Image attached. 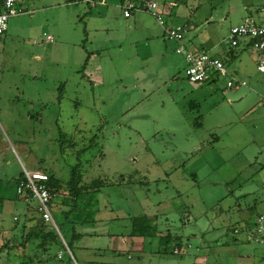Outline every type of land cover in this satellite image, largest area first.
Returning <instances> with one entry per match:
<instances>
[{
    "label": "rangeland",
    "instance_id": "rangeland-1",
    "mask_svg": "<svg viewBox=\"0 0 264 264\" xmlns=\"http://www.w3.org/2000/svg\"><path fill=\"white\" fill-rule=\"evenodd\" d=\"M124 1L16 2L0 45V264L52 263L26 237L35 225L58 230L17 186L25 170L67 185L74 167L82 183L107 181L68 219V185L54 200L66 238L81 234L79 264H264V243L240 221L264 208V73L258 53L228 39L247 0H162L163 24L140 8L124 16ZM184 22L182 41L167 34ZM196 36L237 51L223 57L228 74L189 80L177 47ZM134 216L159 230L123 251Z\"/></svg>",
    "mask_w": 264,
    "mask_h": 264
},
{
    "label": "built area",
    "instance_id": "built-area-1",
    "mask_svg": "<svg viewBox=\"0 0 264 264\" xmlns=\"http://www.w3.org/2000/svg\"><path fill=\"white\" fill-rule=\"evenodd\" d=\"M161 1L162 0H144L142 4L138 5L134 1L129 0L123 6L124 14L125 16H130L133 10L140 8L149 12L157 19V21H159V23L163 24L165 17L164 12L167 7L163 5ZM16 2L17 0H4L3 7L0 9V42L8 29L9 18L20 12ZM93 2L94 1H91L90 3ZM261 12L263 14L262 21L248 19L244 22L233 25L230 29L228 39L232 46H238L242 39H249L251 46L260 52L258 68L264 73V1ZM187 30V24H177L168 28L167 34L171 38L182 41ZM48 39L52 40V35H48ZM177 52L185 53L188 63L186 73L189 80L193 82H203L215 75L228 74L224 61L206 51L201 49H187L184 46H180L177 48ZM234 84V80L228 81V86H233ZM236 86L238 85L236 84ZM24 173L25 180L17 186L18 196L21 198L23 197L24 199L26 198V200L28 199V195L35 196L38 199L40 213L43 220L55 226L60 233L59 227L55 221L54 213L50 207L52 194L49 188L45 185V181L49 179L48 174L44 171L27 170H25ZM60 235L63 239L61 233ZM251 235L256 242L264 243V211L256 216L254 229L252 230ZM68 252L72 255L70 249H68ZM61 254L62 251H60L59 256H61ZM75 263L78 264L76 261Z\"/></svg>",
    "mask_w": 264,
    "mask_h": 264
},
{
    "label": "trees",
    "instance_id": "trees-1",
    "mask_svg": "<svg viewBox=\"0 0 264 264\" xmlns=\"http://www.w3.org/2000/svg\"><path fill=\"white\" fill-rule=\"evenodd\" d=\"M4 2V0H1ZM134 1V0H130ZM144 1V0H143ZM142 1V2H143ZM135 2V1H134ZM142 2L140 4H142ZM138 4L137 2H135ZM125 5V4H124ZM123 5V6H124ZM139 5V4H138ZM135 10L132 11V13ZM48 174L49 179L45 181V185L49 188L51 194H52V200L50 203V207L52 211L54 210V205L55 202L54 200L56 199V196L58 195L59 191L68 185V190H69V198L65 199V205H70L71 207L68 210H61L59 212L60 216L65 217V219L69 218V214L73 211L78 210L77 208L79 207V202L82 200L88 198L90 201L94 199V194L102 191V188L107 184V181L105 178L102 177H93L90 179L89 182H84L82 183V176H81V171L77 170V167H74L71 172H72V178L70 181H68L67 185L65 183L61 182L58 177H56V174L53 173L50 170L44 171ZM25 180V173L22 174V177L20 179V183ZM261 213V212H260ZM258 213V214H260ZM132 224H131V231L130 235L131 236H142V237H152L156 236L158 232V226L157 224H151L150 220L143 219L142 217L134 216L131 218ZM40 220L42 221L41 224L45 225L44 220L42 219V216L40 217ZM255 225V224H254ZM36 227L33 229V231H30V233L27 235L26 240H31L37 242V247L38 251H40V255L42 253L48 254V262H52L51 264H55L54 260H58V251H55V253H50V250L52 247L58 248V250H63V243L60 234L54 229H43V227ZM41 226V225H40ZM59 230L62 233V236L64 237L65 241L67 242V245L69 249L71 250V254H64L65 256L62 259H59L63 261L61 264H74V262L77 261V258L74 255L73 248L71 246V242L74 239H78L77 236H80L81 234H76L75 232L72 233L70 241L66 238L64 232L62 231L60 225L58 224ZM1 232V231H0ZM2 234V233H1ZM167 237V235H166ZM2 248L0 249V254L2 252ZM30 256V260L33 259L34 256ZM45 259H42L44 261ZM75 260V261H74ZM21 264H30L27 261H23ZM79 264V263H78ZM93 264V263H92ZM94 264H99L95 262Z\"/></svg>",
    "mask_w": 264,
    "mask_h": 264
},
{
    "label": "crops",
    "instance_id": "crops-1",
    "mask_svg": "<svg viewBox=\"0 0 264 264\" xmlns=\"http://www.w3.org/2000/svg\"><path fill=\"white\" fill-rule=\"evenodd\" d=\"M97 2L99 1V2H101V4H104V3H106L107 2V0H96ZM127 1H129V0H125L124 1V4L127 2ZM254 2V0H247V7L249 8V12H250V15L245 19V21L246 20H248V19H253V20H256V21H262L263 20V14H262V12H261V8H262V6H263V0L260 2V4L258 5V7L255 9V10H253V9H251V4H254L253 3ZM123 4V5H124ZM163 5H165L166 7H167V5H166V3H163ZM124 9V8H123ZM171 9V8H170ZM124 11V10H123ZM167 11H169V9L167 10ZM254 12L255 13H258V15L256 16V14H254ZM132 14L133 13H131V15L130 16H126V17H131L132 16ZM171 14V13H170ZM172 14H173V12H172ZM174 14L175 15H177L176 14V12H174ZM124 16H125V14H124ZM178 24H187L188 25V30L189 29H191L193 26L191 25V24H189L188 22H184V23H178ZM47 38H48V35H47ZM2 41H3V39L1 40V42H0V45H1V43H2ZM213 40H207V41H205V43L203 42V41H201L197 36L196 37H194V39L193 40H189L188 42H186L184 45V47H186L187 49H201V50H203V51H206V52H208V53H210V54H212V55H215V56H217V57H219V58H221L224 62H225V58H223V57H225V56H227L228 58L229 57H235V56H237V51H235V50H231V49H227V47L225 46V45H222L221 44V46H220V44L219 43H215V42H212ZM250 40L249 39H242L241 40V42H240V44L239 45H241V47H243L244 49H253L254 51H255V53H258L259 55H260V52L259 51H257L255 48H253L252 46H251V44H250V42H249ZM204 45H205V47H208V45H209V49H211V50H215V52H211V51H208V50H206L207 48H203L204 47ZM178 48V47H177ZM181 53V52H180ZM185 59H186V57H185ZM258 67V66H257ZM258 70H259V68H258ZM262 72V71H261ZM212 78H214V77H212ZM241 84H245V80H243L242 82H241ZM238 85V84H237ZM238 87V86H237ZM31 95H29V98L31 99ZM29 117H32V115H30ZM24 169H26V168H24ZM264 205V204H263ZM264 211V208H263V210H260L259 212H257L256 213V215L253 217V218H250V217H248V216H243L242 217V220H240V221H242L243 223H244V225H245V228H246V233L247 232H249L253 227H254V221H255V217L258 215V213H260V212H263ZM16 217V216H15ZM236 230H238L237 228H236ZM145 243V238L144 237H142V236H131V238L129 237H124L123 238V240H122V242L120 243V246H119V248L121 249V250H123V251H129L130 249H131V247L132 246H134V245H136V246H142L143 244ZM61 250H58V253L60 252ZM247 254V253H246ZM238 255L239 254H237V257H238ZM244 256V255H243ZM242 256V257H243ZM43 258H45V255H44V257ZM240 258V257H239ZM244 259H246L247 261L246 262H248V263H250V264H256L255 263V261H253V258L250 256V255H246L245 257H244ZM235 264H241V263H239V262H236Z\"/></svg>",
    "mask_w": 264,
    "mask_h": 264
}]
</instances>
